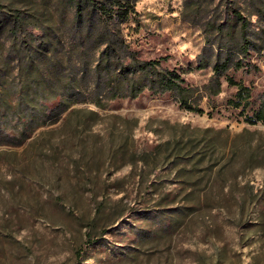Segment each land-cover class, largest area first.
<instances>
[{
    "label": "rangeland",
    "instance_id": "rangeland-1",
    "mask_svg": "<svg viewBox=\"0 0 264 264\" xmlns=\"http://www.w3.org/2000/svg\"><path fill=\"white\" fill-rule=\"evenodd\" d=\"M122 1L127 18L114 0H80L78 18V0H0L8 104L28 63L69 74L109 34L126 63L160 61L138 96L75 103L24 140L0 110V136L21 140L0 146V264H264V122L250 121L264 103V0ZM169 70L202 111L157 83Z\"/></svg>",
    "mask_w": 264,
    "mask_h": 264
},
{
    "label": "trees",
    "instance_id": "trees-1",
    "mask_svg": "<svg viewBox=\"0 0 264 264\" xmlns=\"http://www.w3.org/2000/svg\"><path fill=\"white\" fill-rule=\"evenodd\" d=\"M92 2L95 0H86ZM113 1V0H112ZM120 6H127L125 11L119 15L121 18H127L128 11L134 6L123 2L122 0H114ZM78 16L82 15L83 7L80 0L77 2ZM108 5H100L103 9L97 14L96 22L105 25L106 33H110L109 26L114 19L113 14L109 13ZM237 18L242 22V26L247 28L249 22L246 17L237 10H233ZM94 17V16H92ZM97 26L95 30H90L89 36L99 29ZM112 32V31H111ZM109 42L99 47L98 54H92L91 61L80 60L72 61V70L69 74L55 76H40L33 72L31 63L26 65L25 75L20 81L10 82V92L13 96L11 104L5 100V96L0 94V110L12 111L15 115L16 122L15 130L18 125L21 129L16 135H22L24 140L30 137L37 128L41 125L57 121L62 113L66 111L71 105L75 103L93 102L98 105H103L105 101L123 96H138L146 87L142 84V75L148 76L153 73L159 60L147 61L143 64L136 63V61L126 63L123 59L120 47L116 46L115 37L109 34ZM134 60V59H132ZM32 61H36L32 60ZM79 65V67L77 66ZM81 65V66H80ZM158 84L167 89H176L180 92V101L186 104L188 108L202 111L196 106H191L188 102V97L185 92L188 88L182 86L183 78L180 73L175 70H169L159 74ZM248 88L243 84H238V95L241 96L243 91ZM2 91H6L3 89ZM9 91V90H7ZM4 93V92H2ZM240 102L237 104L239 105ZM252 123L257 121L264 122V103L255 112L254 119H250ZM0 126L9 125V122H1ZM0 136L1 145H17L20 139L13 138V140H6ZM78 250V255L81 254Z\"/></svg>",
    "mask_w": 264,
    "mask_h": 264
}]
</instances>
